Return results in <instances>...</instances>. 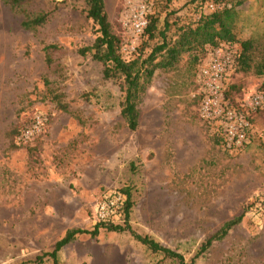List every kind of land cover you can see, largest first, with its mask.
<instances>
[{"label": "rangeland", "instance_id": "374dc122", "mask_svg": "<svg viewBox=\"0 0 264 264\" xmlns=\"http://www.w3.org/2000/svg\"><path fill=\"white\" fill-rule=\"evenodd\" d=\"M211 1V0H210ZM238 37L264 31V0H243ZM121 53L149 54L158 41L131 26L146 6L163 27L194 22L210 11L205 0H105ZM51 12L33 30L27 16ZM96 26L84 0H30L12 7L0 0V264H38L69 229H92L95 210L108 191L129 188V224L181 252L194 264H264V108L247 105L264 75L237 65L226 83L227 99L250 123L246 141L229 147L223 129L201 115L197 77L185 53L176 69L156 71L131 130L121 116L122 92L103 76V64L80 49L91 45ZM55 43L53 62L45 46ZM230 44V43H221ZM240 51V42L232 43ZM63 95V111L49 91ZM44 132L18 146L13 130L35 115ZM243 219L206 251L203 244L222 225ZM116 222L123 223L121 216ZM41 264H178L154 253L129 231L101 228L97 237L79 234Z\"/></svg>", "mask_w": 264, "mask_h": 264}, {"label": "trees", "instance_id": "16d2710c", "mask_svg": "<svg viewBox=\"0 0 264 264\" xmlns=\"http://www.w3.org/2000/svg\"><path fill=\"white\" fill-rule=\"evenodd\" d=\"M30 0H6L12 7H20ZM215 5V9L202 11L194 22L177 26L174 35L169 34L171 23L166 19L163 27L159 26L160 18L150 15L145 34L148 39L158 41L151 52L145 55L140 52L132 59H125L121 53V38L114 31L113 24L109 19L105 0H84L87 18L91 19L97 27V36L91 45L82 47L79 51L82 55L90 54L94 60L103 64V76L109 80H115L122 92L120 102L121 116L131 130L139 126V105L146 93L157 70L169 71L176 69L185 53H189V63L194 67L198 64L206 47H215L221 43L240 42L241 49L238 56V65L244 72L252 71L257 75H264V31L257 32L245 39L238 37L237 27L243 0H205ZM51 12L41 11L34 16H27L23 26L27 29H37L43 26L50 18ZM55 43L45 46L46 62H53L52 52L58 49ZM264 93V81L260 87ZM49 91L53 93L58 106L63 111H69V105L64 102L63 95L52 87ZM198 100L200 98L197 96ZM43 116V115H42ZM44 117V116H43ZM45 119V118H44ZM32 122V121H31ZM30 122V123H31ZM26 126V125H25ZM21 129L9 132L15 133V138ZM18 146H22L17 143ZM126 195V201L122 209L123 223L113 220L97 221L92 229L73 228L69 229L65 236L58 240L51 251H47L37 257L38 264L44 259L51 257L58 261V253L64 246L74 241L79 234H90L92 237L99 235L100 229L108 231H129L140 243L145 245L154 253L163 254L178 261V264H194V260L188 261L185 256L170 247L163 245L150 235H144L135 231L129 224L130 211L133 205L129 188H120ZM243 214L226 221L222 227L215 232L202 246V252L209 249L215 242L223 240L229 232L242 221Z\"/></svg>", "mask_w": 264, "mask_h": 264}, {"label": "built area", "instance_id": "2783aa9c", "mask_svg": "<svg viewBox=\"0 0 264 264\" xmlns=\"http://www.w3.org/2000/svg\"><path fill=\"white\" fill-rule=\"evenodd\" d=\"M214 10L215 5L210 4ZM146 6L134 13L132 29L141 33L148 25ZM239 50L231 44L209 47L207 57L201 62L197 77V96L200 98L201 115L209 123L217 122L223 129L225 142L229 147L242 145L247 138L250 123L244 112L231 105L227 99L226 83L238 65ZM247 105L251 108H264V93L255 94ZM45 128L41 114L34 116L31 123L24 126L17 136V143L27 145L39 137ZM126 195L119 189L106 192L97 202V221H117L121 216Z\"/></svg>", "mask_w": 264, "mask_h": 264}]
</instances>
